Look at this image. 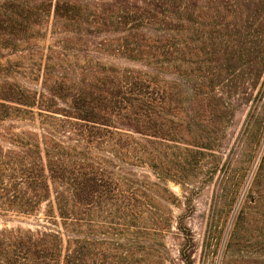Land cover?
<instances>
[{
  "label": "trees",
  "instance_id": "trees-1",
  "mask_svg": "<svg viewBox=\"0 0 264 264\" xmlns=\"http://www.w3.org/2000/svg\"><path fill=\"white\" fill-rule=\"evenodd\" d=\"M21 5L24 15L0 13V121L38 125L10 134L20 153L0 147V210L38 212V223L0 229V264H150L138 245L164 229L152 215L154 184L133 169L151 165L152 138L178 136L172 105H235L240 93L245 104L264 105V0ZM50 15L75 60L69 72L59 58L41 60L55 78L37 92L12 77L3 37L19 40ZM216 111L227 108L207 113ZM188 134L212 149L214 135ZM191 256L183 251L181 262L192 264Z\"/></svg>",
  "mask_w": 264,
  "mask_h": 264
},
{
  "label": "rangeland",
  "instance_id": "rangeland-1",
  "mask_svg": "<svg viewBox=\"0 0 264 264\" xmlns=\"http://www.w3.org/2000/svg\"><path fill=\"white\" fill-rule=\"evenodd\" d=\"M37 1L0 0V13L24 15L22 2ZM57 31L50 15L44 23L28 24L19 40L12 35L3 37L8 43L3 61L9 59L12 77L31 90L38 92L55 78L43 74L41 60L59 58L61 71L73 68L74 45ZM111 60L136 64L118 57ZM79 72L83 76L82 69ZM244 96L238 94L235 105H172L175 117L180 118L171 125L180 131L178 136L152 138L151 165L134 167L138 180L154 184L152 215L164 229L138 245L140 251L145 245L150 264H183L181 254L189 250L192 264H264V179L256 180L264 155V105L245 104ZM210 107H225L227 112L209 116ZM192 108L198 109L197 116ZM34 123L37 126L38 119ZM34 126L19 120L0 121L2 153H20L21 144L10 134L36 131ZM190 131L214 135L212 149L194 146ZM37 223L38 212L21 215L0 210V229H35Z\"/></svg>",
  "mask_w": 264,
  "mask_h": 264
}]
</instances>
